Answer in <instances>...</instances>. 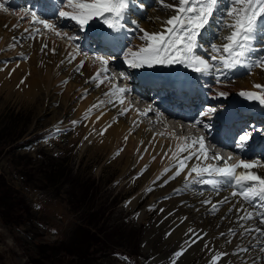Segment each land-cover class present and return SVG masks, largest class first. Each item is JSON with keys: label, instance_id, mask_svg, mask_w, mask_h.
<instances>
[{"label": "rangeland", "instance_id": "obj_1", "mask_svg": "<svg viewBox=\"0 0 264 264\" xmlns=\"http://www.w3.org/2000/svg\"><path fill=\"white\" fill-rule=\"evenodd\" d=\"M150 1L157 2L137 0L135 6L142 5L148 12L144 16L128 12V26L136 21L139 28L146 29L143 23L153 21L150 13L158 12V7H145ZM160 24L158 28H162ZM218 27L214 25L206 32L204 47L213 36L219 44L220 37L227 35L223 29L217 31ZM68 30L67 34L74 33ZM262 48L264 33L255 44L250 62ZM75 74L79 75L77 71ZM7 92L0 89V198L1 203L4 198L10 200V213L18 218L17 224L7 223L1 214L7 211L0 205V264H169L176 251L174 242L167 244L164 240L166 226L153 229L158 208L143 211L156 187L148 190L149 196L136 209L130 210L128 201L139 184L128 191V180L118 179L119 166L105 163L103 154L87 148L88 119L56 129L53 124L62 109L59 101H53L55 112L45 114L42 98L28 103L7 96ZM52 169L56 177L48 178ZM186 190L184 186L179 192ZM176 196L180 197L178 193ZM96 212V217L89 218ZM140 213L148 216L141 221ZM85 230L90 232L91 242H87L89 234L83 242ZM202 259L188 264H202Z\"/></svg>", "mask_w": 264, "mask_h": 264}, {"label": "bare ground", "instance_id": "obj_2", "mask_svg": "<svg viewBox=\"0 0 264 264\" xmlns=\"http://www.w3.org/2000/svg\"><path fill=\"white\" fill-rule=\"evenodd\" d=\"M52 3L57 13L66 0H52ZM146 3L145 7H154V9L158 7V12L149 11L153 21L149 24L143 23L145 30L149 33L160 31L159 21L167 19L169 13L157 2ZM129 12L144 16L148 11L142 6L134 5ZM21 15L19 14L17 18ZM146 18L149 20V17ZM95 26L101 28L102 19L95 23ZM24 28L25 26L18 24L14 17L0 14V89L8 90L7 96L19 97L28 103L42 98L45 114L55 112L53 101H59L62 109L57 115L56 123L53 124L56 129L66 128L69 122L68 125H73L76 120L88 119L89 135L87 142L84 143L88 145L87 148L92 149L94 154H103L105 163L119 166L118 179L128 180L127 188H130L128 191L139 184L137 192L128 201V208L136 209L134 207L149 196L148 190L156 187L155 195L151 197L146 210L143 211L157 207L159 213L156 221L153 222V229L166 226L165 242L167 244L174 242V252L182 248L186 249L183 255L176 259L175 264H188L200 257L203 258L202 264H209L210 257L216 252L227 253L220 264H264V252L260 251L264 248V239L261 240L259 235L253 239L252 235L248 236L243 232L247 226L241 228V222H235V219L240 217L236 215L240 204L235 206L232 213H226L227 206L219 215L214 216L207 210V199L199 196L207 188L206 186H203L202 191L198 189L191 192L187 189L190 195L176 196L179 189L182 190L184 187V177L188 172L186 168L180 176L171 179L175 172V162L170 157L176 149L178 139L184 136V132L177 124L175 126L177 131L183 133L178 137L175 138L170 131L168 133L170 137L165 135V137L151 138L152 133L144 125H133L134 121H140L139 117L121 114L123 111L120 110L119 103L105 101L104 94L110 91L111 85L107 79H104L103 73L99 79H92L100 70L96 64L80 54H76L72 59L70 54L76 52L68 47L66 42L55 41L53 38H36L27 43L21 34ZM129 29L133 30L129 31ZM123 30L122 40L127 51L129 48L135 51L144 43L139 39L142 33L136 25L132 24L129 27L127 25ZM118 34L112 31L110 33L111 36ZM214 43H218V40L214 39ZM209 46L199 49L202 56H208ZM22 56H29L27 62L22 60ZM81 61L86 63L79 69L80 73L77 76L76 66ZM17 62H20L18 68L15 67ZM107 70H110L108 65ZM217 76H219V83ZM198 79V92L208 101L214 100L211 96L215 94V91L228 93L227 98L215 99L218 105H222V102L232 97V93L254 89V84L264 85V71L262 72L259 68L224 70L221 73L213 71L209 75L199 73ZM65 80L68 82L65 83ZM101 80L103 84L97 86ZM94 105L96 107H93ZM89 109H92L91 112L88 111ZM88 141H90L89 144ZM117 152L119 155H116ZM196 161L194 157L187 163L192 166ZM166 168L170 169L167 173L164 172ZM194 177L195 174L190 178L194 179ZM146 216H148L146 213H140L138 218L142 221ZM221 217H224L223 221L220 220ZM192 219L194 224L190 223ZM230 230L233 234H230ZM194 240L195 243H193ZM245 246H248V251L242 253L240 249ZM144 249L147 250L148 247L145 246ZM237 249L240 253L233 254ZM172 261L173 256L169 264H172Z\"/></svg>", "mask_w": 264, "mask_h": 264}, {"label": "snow or ice", "instance_id": "obj_3", "mask_svg": "<svg viewBox=\"0 0 264 264\" xmlns=\"http://www.w3.org/2000/svg\"><path fill=\"white\" fill-rule=\"evenodd\" d=\"M136 2L137 0H66L58 15L74 21L75 24L79 25L81 31L86 30L93 18H99L112 32L120 33L121 29L126 26L127 13L132 6L136 5ZM5 3L6 0L0 2V10H7ZM157 3L162 9L168 10L172 14L161 21L162 28L160 31L152 33L139 28L136 21H132V24L136 25L139 32L142 33L139 39L144 43L137 50L133 51L129 48L125 53L124 60L129 68L141 69L144 67L152 68L154 65H183L193 72L209 75L213 71L221 73L224 70L231 71L237 67L247 65L249 69L259 68L264 71V55L259 56L255 62H250V55L256 50L255 44L258 42L260 34L264 33V0H229L228 4H225V0H157ZM225 15L227 20L224 19ZM29 18L30 26L42 25L43 29L54 32L57 36H64L69 41L77 39L75 35L69 36L59 31L55 24L43 18L37 11L26 10L22 19ZM214 25H219L217 31L223 29L227 32V35L220 37L221 42L219 44H210L208 56L205 57L199 53V49L202 47L201 40L204 34ZM132 30L129 29V31ZM26 31H29V29H26ZM31 31L39 34L40 29L31 28ZM109 39L112 42H119L122 36L112 35L109 36ZM44 47L46 48L47 45L44 44ZM53 52H55V49H53ZM76 54H70L71 58L74 59ZM91 59L104 66L92 77L93 80H97L102 73H107L109 59L102 56H94ZM82 66L83 61L76 66V70L79 71ZM120 76L122 79L126 78L123 73ZM104 79H108V77L105 75ZM217 81L220 82L219 76H217ZM253 88L259 91L242 90L239 95L248 100L258 101L264 106V85L254 84ZM127 92H129L127 87L120 88L113 85L109 94L117 97L120 103L123 104L122 97ZM227 96V92L215 91L211 98L215 100L227 98ZM93 107H96V105ZM222 108L223 105L207 106L206 110L200 113V118L189 126H200L204 117L212 116L217 113L218 109ZM91 110L88 111L91 112ZM127 110L125 108L121 114H124ZM151 110L152 106L149 105L142 115H146ZM203 128L208 130L209 125L203 124ZM250 139L251 136L247 131L242 132L238 136L237 147L244 148ZM183 153H187V155L182 156ZM116 155H119V152ZM194 157L199 163L189 166L187 161ZM170 159L175 162V172L171 179L180 176L187 168L188 172L184 177L186 184L199 182L216 186L221 181L234 182L235 186L241 190L238 192L233 191L231 193L233 197L239 196L244 203L250 204L255 200H259L264 204V176H260L253 171L256 168H264V161L257 159L246 162L241 159L230 165L228 160H231V156L228 157V160H224L219 154L208 152L204 137L179 138ZM210 160L217 163H205ZM221 161H223V166L219 164ZM169 171L168 168L164 170L165 173ZM193 174H195V177L190 180L189 178ZM226 202L227 198L219 203ZM212 209L213 211L217 210L216 204L212 205ZM242 211L243 214L240 215V220L254 219L252 211L246 209ZM257 215H259V223L264 225V213H258ZM245 231L249 233L255 231L260 236H264V229L248 228ZM230 234H233L232 230H230ZM195 242L194 240L193 243ZM205 246L207 247V245ZM184 251L186 249L182 248L174 253L172 264H175L176 259L183 255ZM241 251L247 252L248 249H241ZM260 251L264 252V248H261ZM226 255L227 253H214L210 257L209 264H220Z\"/></svg>", "mask_w": 264, "mask_h": 264}, {"label": "trees", "instance_id": "obj_4", "mask_svg": "<svg viewBox=\"0 0 264 264\" xmlns=\"http://www.w3.org/2000/svg\"><path fill=\"white\" fill-rule=\"evenodd\" d=\"M51 166V168H53V166L52 165H50ZM53 178V177H56L55 176V173H54V175H53V169H52V171H51V173L48 175V178ZM9 189L7 188V190H6V193L7 194H9ZM1 193V192H0ZM0 205H2L5 209H6V211H7V213H5L4 215H3V213L1 212V214H2V217H3V219L5 220V221H8L7 223H9V224H17V218L18 217H16V216H13L10 212L12 211V208H11V204H10V200L9 199H7V198H4L3 199V201H2V203H1V198H0ZM26 211H28V209H26ZM98 213L96 212V213H92V214H90L89 215V218H92V217H96V215H97ZM88 218V219H89ZM22 222H25V221H22ZM77 228H79V229H81V227H77ZM87 230H89L90 231V229H89V225H87ZM84 233V238H83V242H84V240L85 239H87V237H88V234H89V240L87 241V242H91V235H90V232H88V231H84L83 232ZM82 244V243H81ZM81 244H79V246H81ZM39 246V245H38ZM76 249V248H75Z\"/></svg>", "mask_w": 264, "mask_h": 264}]
</instances>
